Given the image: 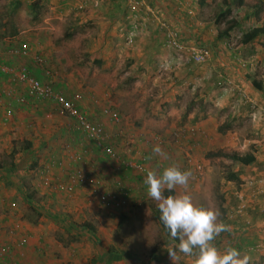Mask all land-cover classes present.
Masks as SVG:
<instances>
[{
  "label": "crops",
  "instance_id": "obj_1",
  "mask_svg": "<svg viewBox=\"0 0 264 264\" xmlns=\"http://www.w3.org/2000/svg\"><path fill=\"white\" fill-rule=\"evenodd\" d=\"M67 1H70L71 5L60 4L68 5L63 11V14L66 12L64 15L53 6L48 7L52 9L50 13L61 16L57 19L66 21L72 20L74 14H77L83 20L78 19L74 25L88 22L97 26L99 35L97 40L101 37V44L92 50L82 49L81 56L87 57L90 53L91 59H100L95 62L109 72L113 66L108 64V60L117 58L118 53L122 51L124 54L122 59L125 60V68L123 67L121 71L124 70L122 75L127 76L124 80L122 76L114 77L110 84V87L113 85L110 88L112 97L106 102L117 107L118 111H115L119 112V117L123 119L121 122L112 123L101 113L103 105L101 106L98 100L105 88L101 82L91 83V80L86 79L81 83L84 85L82 89L73 91L82 92L78 104L87 117L101 123L107 134L116 137L114 140L109 139V142L118 144L116 141L124 137L122 135L138 134L137 136L149 137L153 134L152 127L157 120L158 127H163L164 123V127L174 124L177 125L176 130L184 129V138L188 140L210 143L212 139L208 137L209 135L217 137L220 133L226 132L223 135L230 138L228 145L235 147L234 140L239 139V136L226 129L218 132L217 128L222 123L237 121L240 115L248 117L247 120L253 124L251 128L254 126L253 130L256 129L253 138L264 137V0H243L242 6L233 12L238 11L242 14V17H236L238 27L229 31L228 36L219 41L215 36L220 29L217 30L213 22L217 23L216 17L223 5H217L215 12L206 6L209 0H171V3L145 0L141 11L135 12V20L132 22L136 23L137 28L130 44L126 43L124 36L117 31L118 29L126 31L131 23L127 4H121L118 0ZM49 4H51L49 0H39V5L43 9ZM252 4L263 6L260 14L252 12L250 7ZM211 16L214 19L209 21ZM160 22L165 23L167 29L176 32L177 40L182 45L205 47L209 51L207 61L203 64H194L189 60L185 50H175L166 45L168 31L161 28ZM253 27H259L262 31L250 41L240 43L241 34ZM68 35L71 37V34ZM82 42L84 44L86 39ZM229 42H233L234 46L225 44ZM123 47L126 50H122ZM21 62L18 66L25 65L30 75L40 78L39 68H34L29 59ZM164 65L167 66L166 69L160 71V67ZM29 67L35 69L34 72ZM130 77L135 79L132 83H127ZM139 79L142 83L138 91L144 90L150 82L148 86L157 92L152 93L144 102H139L136 95L125 96L117 101L116 90L121 88L127 90ZM6 86L5 77L0 76V88ZM2 98L7 101V106H13L14 117L15 111L21 109L11 99ZM205 102L212 108L205 111L198 108ZM189 104H192V108L185 113V108ZM134 108L137 110L136 114L134 118H129ZM140 108H143L141 112ZM45 113L43 114L45 118L35 120L39 125L32 128L31 118L25 120L3 118L0 110V244L9 246V251L1 260L11 264H104L107 249L103 250L104 253L100 250L105 261H101L102 257L96 259L99 246L97 248L98 244L93 240L95 229L89 220L100 224L99 221L103 219H100V213L110 212L111 215L115 211L96 205L92 200L94 187L91 184H80L71 192H63L54 190L52 186H45L43 180L46 179L51 184L64 182L70 172L80 169L101 178L104 188L114 189L126 185L132 190L131 201L138 200L140 204L141 200L145 199V193L138 190L139 182H136L138 174L123 165V159L127 157L133 159L135 155L129 150H122L126 154L123 157L112 144L109 145L113 147L116 157L102 154L73 126L67 125L71 130L67 132L64 124L61 125L62 123L57 121L54 125L52 123L55 121L54 118H50L48 112ZM182 122L190 126H180ZM9 128L13 133L6 130ZM167 129L161 131L160 136L167 137L170 133ZM113 132H116L115 136ZM171 136L170 134L169 137ZM7 139L13 141L8 145ZM18 141L23 142V146L13 147ZM82 141L90 143L92 147ZM248 143L251 142L246 139L239 149L243 150ZM262 148L264 144L252 151L257 164L243 166L245 170H250L244 180L264 176L262 158L264 153H260ZM73 154L81 155L76 163L71 161ZM100 174L103 175L99 176ZM23 176L28 178L23 180ZM172 192L175 196L176 188ZM259 197L245 208L243 214L233 215L231 233H225L230 239L232 234L234 236L228 248L240 246L242 255L249 257V264H264V254L257 255L249 250L251 243L264 237V231L260 230L263 234L260 236L257 233L258 237L255 239L251 230L257 222L264 226V216L261 217L262 214L259 212L264 208V194ZM233 200L231 209L236 203L235 199ZM126 209L128 208L121 210L120 216L131 215L124 213ZM230 212L231 210L227 211V216ZM79 220L80 226L77 223ZM104 220L105 223L111 221L109 218ZM235 221L244 227L234 224ZM249 221L250 223L246 225L245 223ZM82 224H88L92 231L85 229ZM18 235L27 237L26 243L22 246L16 244ZM88 238L92 239V242L88 243ZM218 250L224 252L221 248ZM0 264L4 263L0 261ZM109 264L117 263L111 259Z\"/></svg>",
  "mask_w": 264,
  "mask_h": 264
},
{
  "label": "rangeland",
  "instance_id": "obj_2",
  "mask_svg": "<svg viewBox=\"0 0 264 264\" xmlns=\"http://www.w3.org/2000/svg\"><path fill=\"white\" fill-rule=\"evenodd\" d=\"M15 1L16 0H0V61L2 63L10 62L12 64L16 62L14 63L15 66L19 65V63H22L21 59H16L17 61H11L13 59L7 55V49L11 44L18 45L24 43L31 55L39 54L46 62L45 66L49 71V76L47 77L43 75L40 67H34L37 69L39 68L41 72L39 74L40 80L49 82L57 90L64 94L78 91L79 88L82 89L84 85L81 83L86 79L89 81L91 80V83L101 82L105 88L100 93L101 98L99 94L97 95L99 96L98 102L101 106L103 105V108L111 107L114 109L113 111H118L117 107L106 102L108 101V98L112 97V94H110V92H112L110 91V88H112L113 85L110 87V84L114 80V77L122 76L121 78L124 80V78L127 76L125 74L122 75L124 70L121 71L123 67L125 68V60L122 59L124 57V54L122 53L123 51L118 53L117 58H110L108 60V64H111L113 68L109 72H106L100 68V64L98 65L97 63H94L100 59H91L92 57H90V53H88L89 56L87 57L81 56L83 52L82 49L92 50L95 46L101 44V37L97 40L99 37L96 29L97 26H93L88 22L74 25V23L78 22V19L81 21L83 20L82 18H79L77 14H74V18L72 20L66 21V19L59 20L57 18L61 16H55L53 13H50L52 9L48 7L53 6L56 8V11H61L63 14V11H65V8L68 7V5L60 6V4L71 5L70 1L49 0L51 4L46 5V9H43V7L40 5L41 7L38 11L39 13L36 19L31 18L30 14L27 12V7L25 4L27 0H23V4H21V6L18 5L20 0L18 1L17 5L13 4ZM122 1L126 3L125 0H118V2L121 4L123 3ZM162 1L164 3H171V0ZM219 4L222 5V0H209V2L206 3V6L209 7L210 11L214 10L217 12V5ZM137 10L140 12L141 8ZM70 16L72 17L71 14ZM213 19L211 16L208 20L212 21ZM213 23L217 30L221 29L223 26L222 22ZM70 28L71 30H69ZM117 31L123 35V32L119 30ZM66 32L71 34V37L67 38L66 35H64ZM85 39L86 42L83 44L82 40ZM122 50H126V48L123 47ZM29 69L32 72L35 70L31 67H29ZM130 78L133 79L130 82L127 79V83H132L135 79V77ZM141 83L142 81L139 79L133 86L128 87L127 85V90L122 88L117 89L115 93L117 101L122 100L125 96L132 97V95H136L139 102H144L147 98H150L152 93L157 92V90L153 89V87L148 86L151 84L150 82L147 83V86L144 88V90L138 91V89L141 88ZM79 93L81 94L82 92L79 91ZM198 108H203L202 110L205 111L208 110V108H212V106L210 104L208 106L205 102L202 107ZM20 109V111H15L14 117L12 118H24V120L31 118L32 128L39 125L35 123V120L38 118H45L43 114L48 112L50 114V118H54L53 120H55L52 122L54 125L57 124L56 122L58 121L62 123L61 125L64 124L67 132H71V130L68 129V126L72 127L71 121L57 113L53 106L48 102L27 104ZM142 109L143 108H140L139 111L141 112ZM136 111V108H134L129 118H134ZM56 118H59V120ZM247 118L248 117L240 115L237 118V121L231 120L227 123L228 127L226 130H230V133L235 132V135L239 136V139L234 140L236 142L235 147L234 145H228L230 138L223 135L226 132L220 133V135H217V137H212L209 135L208 137L212 139L209 141L210 143L202 140L194 141L192 139H189V141L186 139L182 142L178 140L175 141L172 139V136H169L170 134L172 135L174 131H176L175 128L177 125L171 123L172 125L170 124V127L167 125L164 127V123H162L163 127H158L159 124L157 120L152 127L154 130H152L153 134H150L151 136L147 137L146 135L142 137V135L137 136L138 134H136V136L122 135L124 137L121 136L122 138L116 141L119 145L117 143L109 142V139L114 140L116 137L113 138L108 133L110 138L107 140V142L114 145L116 151L123 155V157L124 155L126 156L123 151L129 150L133 155H135V159L139 161L142 159L145 160L146 171L144 172V175H136L139 177L136 179V182H139L137 185L138 190L139 192L145 193V199L141 200L140 204L132 205L128 209L124 210V213L131 215L128 216L125 214L120 226H116V223L120 218V215H122L121 211H115V213L111 215H109L110 212L100 213V219L103 218L99 221L100 224H96L92 222V220H89L95 229L93 231V240L98 244L96 247L98 248L99 246L96 259H99L102 257L101 255H103L102 253L100 254V250L103 251L107 249L112 253L110 254V257L108 256V258H105L106 263L104 262V264H109L111 259L117 264H173V261L169 258L167 249L170 246H175L176 243L162 231L150 210V206L157 208L158 206L157 202L147 195V187L143 183L144 179L142 176H145L148 171H156L159 175L162 174L163 170L169 166H177L181 171H190L192 175L188 181L187 187L184 188L177 186L176 195H189L196 207L210 209L217 212V222H222L230 226L232 219L227 216V211H230L233 206L231 197H233L232 195H234L236 192L243 189L244 178L248 177L247 175L249 174L250 170H245L244 167L238 162H233L228 158L217 157L212 154L222 151L228 154L231 152H237L243 155L244 153H252V151H255V148L257 147H262L264 144V137L259 139L253 138L255 136L253 135V132L256 129L253 130L254 126L251 128L253 124H250L251 122L247 120ZM122 120L123 119L119 117V122ZM183 122L179 125L190 126V124ZM164 129L170 130L169 135H167L168 138H163L160 136V132H164ZM6 130H10V132L13 133V130L10 128ZM24 131H26V129H24ZM112 134L115 136L116 132H113ZM158 139L163 140L161 144H158ZM246 139L250 140L251 143L246 144L243 150L239 149L241 144H243ZM191 140L194 142L193 146L191 145ZM12 141V139H7L8 145ZM82 142L87 144L90 148L93 145L91 142L90 143L92 145L85 141ZM156 145L160 146L166 158L165 156H160L153 153L152 150ZM15 146L21 148L23 146V142L18 141L16 144H13V147ZM236 147L237 149H235ZM263 150L264 148H262L260 153H264ZM102 154L104 153L102 152ZM262 158H264V155ZM231 174H236L237 177L231 179ZM102 175L103 174H100L99 176ZM29 176L30 174H28V177ZM28 177L23 176L22 178L24 180V178ZM140 177H142V180H140ZM259 212L263 217L264 208ZM104 218H109L111 220L110 223H105ZM77 223H79V226L81 225L80 220ZM260 224L261 222H257L256 226L251 227L252 232H254V235L252 234V236H254L255 239L258 237L257 233L260 236L263 234L262 232L260 233V230L264 231V226ZM228 232L231 233V229ZM228 232H222L212 242L217 249L221 248L223 251L228 249V246L234 238L233 234L231 239L228 237V235L226 236L225 233ZM240 234L249 235V233ZM90 241L92 242V239L89 240L88 238L87 242L90 243ZM235 248L240 252L241 258H243L245 255H242L240 247ZM177 256L178 259L175 261V264H192V260L195 258L194 256H186L179 252H177ZM105 260L102 257L101 261Z\"/></svg>",
  "mask_w": 264,
  "mask_h": 264
},
{
  "label": "built area",
  "instance_id": "obj_3",
  "mask_svg": "<svg viewBox=\"0 0 264 264\" xmlns=\"http://www.w3.org/2000/svg\"><path fill=\"white\" fill-rule=\"evenodd\" d=\"M125 4L130 10V22L126 31L118 29L123 32L126 43L130 44L133 37L136 34L135 12L137 9L144 7L145 0H125ZM161 28L167 30L166 45L172 47L175 50H185L188 58L194 64H203L209 57V51L198 45L184 46L177 40V34L171 29H167V25L163 22L159 24ZM227 46H234L233 42L225 43ZM7 50V55L13 59L11 61H17L16 59L27 60L29 59L34 66H39L45 77L49 76V71L46 68V62L39 54H30L25 44H11ZM166 65L160 67V71L166 69ZM0 76L5 77L7 86L0 88V110L3 118H11L13 116V106H7V101H4L2 97L11 99L19 108L24 107L27 104H35L39 102H48L60 115L66 117L71 121L75 130L81 134L85 139L94 143V146L99 151L109 154L112 157H116L114 149L109 145L107 140L109 135L104 131L103 125L99 122L90 120L86 113L81 109L78 102L81 100L79 92H72L70 95H66L57 90L49 82L42 81L29 74L25 65L15 66L11 63H0ZM17 88V89H16ZM21 88V89H20ZM101 113L108 117L112 123L119 122V115L108 107H102ZM184 132L176 130L172 133V139L175 141H185ZM158 144H161L163 140L158 139ZM188 140V139H187ZM189 141V140H188ZM81 155L73 154L71 161L78 162ZM145 160L131 159L127 157L123 159V165L126 168L132 169L137 172L139 176L144 175L146 171ZM141 174V175H140ZM143 179L146 178L142 176ZM140 177V180H142ZM243 189L232 195L236 201L231 213L228 217L233 215H241L244 213L245 208L256 198L264 194V176L250 177L243 182ZM45 186H52L54 190H61L63 192H71L76 186L80 184L92 185L94 192L92 194V200L99 207L120 211L123 208H129L132 205H138L139 201L132 200V190L126 185L117 186L114 189H107L103 187L101 178L92 176L91 173H87L83 170L76 169L70 172L67 179L64 182L49 183L46 179L43 180ZM264 214V213H263ZM17 245L22 246L26 243L27 237L24 235H18ZM249 250L257 255L264 254V237L256 240L249 246ZM9 251V246L6 244H0V261L7 264L8 262L2 261V257ZM11 264V263H8ZM13 264V263H12Z\"/></svg>",
  "mask_w": 264,
  "mask_h": 264
},
{
  "label": "clouds",
  "instance_id": "obj_4",
  "mask_svg": "<svg viewBox=\"0 0 264 264\" xmlns=\"http://www.w3.org/2000/svg\"><path fill=\"white\" fill-rule=\"evenodd\" d=\"M152 151L165 156L159 145ZM191 175L190 171L169 166L159 175L156 171H148L143 180L147 195L157 202L161 212L160 221L171 237L179 241L178 245L168 247L169 258L175 264L179 252L194 256L192 264H248L249 257L245 255L241 258L237 249L230 247L220 252L212 243L222 232L230 231L229 225L217 222V212L196 207L187 194L164 196L165 189L172 191L177 186L186 188Z\"/></svg>",
  "mask_w": 264,
  "mask_h": 264
},
{
  "label": "trees",
  "instance_id": "obj_5",
  "mask_svg": "<svg viewBox=\"0 0 264 264\" xmlns=\"http://www.w3.org/2000/svg\"><path fill=\"white\" fill-rule=\"evenodd\" d=\"M18 1L19 0H16L15 2H13V4L14 5H17ZM21 4H23V0H20V3L18 5L21 6ZM25 4H26V7H27L28 14H30L31 18H35L36 19V17L38 16V13H39L38 11H39V9L41 7L39 5V0H30V1L27 0L25 2ZM242 4H243V0H222L223 7H222L219 15L216 17L217 22H219V21L220 22L221 21L223 22V28L220 29V30H218L217 35L215 36V38L218 41L221 40V39H224L225 37H227L229 31H231L234 28L238 27L237 18L238 17H242V14H241V12H238V11H236V13H233V12H235L236 9H238L239 7H241ZM250 7L252 9V12L254 14L258 15V14L261 13L263 6L262 5H259V4H254V5L252 4ZM228 16H230V17L227 18ZM244 18L246 19V17H244ZM261 31H262L261 28H259V27H253L250 30H248L246 32H243L241 34V36H240V43H246V42L250 41L251 39H253ZM64 35H66V37H69V35H68L67 32ZM94 63H96V62H94ZM132 79L133 78H129L128 79L129 82ZM191 108H192V104H189V106H187L185 108L186 109L185 110V113H187L188 111H190ZM227 127H228V124L225 122V123H222L221 125H219L218 128H217V130H218V132H223ZM179 130L185 131L184 129H179ZM88 141L91 142L90 140H88ZM190 142H191V145L193 146V143L194 142L193 141H190ZM92 144L94 146V143H92ZM104 154H106V153H104ZM106 155H108V154H106ZM212 155H215L217 157L228 158V159H230L233 162L240 163L242 166H250V165H253L254 163L257 164V162H256L257 159H256V157L252 153H245V154L241 155V154H239L237 152H231V153L228 154V153H225V152H222V151H218V152H216L215 154H212ZM236 177H237L236 174H231L230 175V178L231 179L236 178ZM163 194H164L165 197H167L168 195H173V192L172 191H168L167 189H165ZM233 199L234 198L232 197L231 198L232 204L234 203V200ZM150 210H151L153 216L155 217L158 225L162 229V231L167 236H169V238L171 240H173L176 243V245H178V243H179L178 239H173L171 237V235H170V232L165 228V226L160 221L161 212H160L159 208L150 206ZM231 211H232V209H231ZM233 217L234 216H230L229 218L231 219ZM122 219H123V216H120V218L118 219V221L116 223V226H120L121 225ZM249 223H250V221L248 223H245V224H249ZM234 224L240 225L239 222H237V221H235ZM82 225H83V227L85 229H88V230L92 231V229L89 228L88 224H82ZM240 226L241 227H244V225H242V224ZM239 245H242V244L239 243ZM111 253L112 252L110 250H107V253H105V255H104L105 257L104 258H108V256L110 257L111 256L110 255Z\"/></svg>",
  "mask_w": 264,
  "mask_h": 264
}]
</instances>
